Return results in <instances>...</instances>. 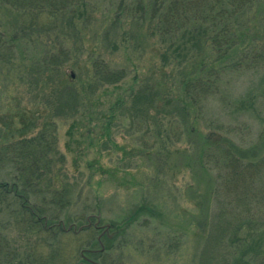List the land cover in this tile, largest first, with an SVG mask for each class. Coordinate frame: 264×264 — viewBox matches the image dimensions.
Instances as JSON below:
<instances>
[{
  "label": "rangeland",
  "instance_id": "374dc122",
  "mask_svg": "<svg viewBox=\"0 0 264 264\" xmlns=\"http://www.w3.org/2000/svg\"><path fill=\"white\" fill-rule=\"evenodd\" d=\"M151 2L88 0L79 22L61 20L45 37L42 16L24 22L20 11L0 0V146L36 137L50 125L63 157L62 165L49 169L50 179L37 182L2 164L0 156V182L7 180L11 192L14 180L19 186L0 202V264L81 263V256L100 249L98 231L91 239L85 219L100 223L98 239L108 235L100 240L106 248L111 233L123 229L94 264H198L219 185L208 173L195 182L184 156L202 138L226 137L246 159L264 161L263 72L243 61L240 69L232 66L214 83L213 97L182 115L180 105L190 102L181 82L190 78L192 65L165 55L166 45L151 32L155 23L143 19V5L148 10ZM260 4L240 19L249 22L252 39L263 35ZM51 55L61 58L58 69L50 65ZM94 59L123 71V79L115 85L94 80ZM137 94L153 104L138 106ZM25 204L45 212L55 227L44 232L21 209ZM139 207L144 214H135Z\"/></svg>",
  "mask_w": 264,
  "mask_h": 264
},
{
  "label": "trees",
  "instance_id": "16d2710c",
  "mask_svg": "<svg viewBox=\"0 0 264 264\" xmlns=\"http://www.w3.org/2000/svg\"><path fill=\"white\" fill-rule=\"evenodd\" d=\"M1 1L20 11L24 22H27L26 19L34 22L42 16L44 23L39 29L45 37L59 28L57 24L61 20L68 19L71 24L73 23L70 20H74L75 24L79 22L84 13L82 10H86L88 3V0ZM260 2L264 5V0H153L147 5L148 10L143 5V19L155 23L151 32L166 45L165 55H173L176 62L188 60L192 65L190 78L181 82L182 95L190 102L184 101L181 104L178 100L182 115H188L192 104H199L206 97H213V85L218 83L219 75L225 70H231L232 66L239 68L242 61L252 72L261 70L264 78V24L261 28L263 35L252 39L248 32L249 22L240 20L251 11L253 4ZM263 7L259 5V14L264 23V11L261 10ZM26 27L24 26L23 33ZM41 32L38 30L37 35H41ZM246 41L250 44L241 43ZM258 41L261 43L258 44ZM234 58L236 60L233 61ZM60 60L58 56L51 55L49 63L54 69H58L62 65ZM90 68L93 79L102 84L115 85L124 77L123 71L111 70L99 59L92 60ZM60 91L62 96L67 95L66 89ZM140 95L135 97L138 106L139 103L140 106L153 104V99L150 101ZM68 96L72 97L71 92ZM52 132V127L47 125L36 137L23 138L0 146L1 163L20 168V176H36L37 182L50 179L49 169L54 162L63 164V157L55 150ZM189 135L195 134L190 132ZM225 138L214 141L202 138L195 145L196 151L183 158L185 167L193 172L195 182L202 173H208L214 183L219 185L213 191L210 221L198 264H255L257 260L258 264H264V161L254 159L256 156L246 159L244 150L233 147ZM237 151L242 153V157ZM35 170H41V173L36 175ZM14 182L13 186L19 192L17 182ZM28 182L29 179L26 178L22 184L23 189L27 188ZM49 182L50 180L46 182V190L50 189ZM15 190L10 191L7 180L1 181L0 202L3 204L6 197L13 195ZM16 197L26 199L23 195L15 194L14 199ZM21 209L34 217L35 223L38 221L42 224L44 232L47 233L55 227L41 209L28 204ZM143 209L139 207L135 214H144ZM57 221L61 223L64 220ZM116 229L118 233H111L114 238L107 240V248L104 242L102 245L101 239H98V245L108 249L111 241L123 233V229ZM87 233L94 240L95 232ZM106 237L103 238L104 241Z\"/></svg>",
  "mask_w": 264,
  "mask_h": 264
},
{
  "label": "flooded vegetation",
  "instance_id": "af4514ba",
  "mask_svg": "<svg viewBox=\"0 0 264 264\" xmlns=\"http://www.w3.org/2000/svg\"><path fill=\"white\" fill-rule=\"evenodd\" d=\"M91 223H90V220L88 221L87 219H85V224L87 226V229L89 228V230H92L94 232L97 230L98 231V235H99L102 232L101 230H99L100 229V223H95V224H93V223L91 224ZM98 235L96 237V243H97V245H98ZM106 236H107V234L104 233L101 238L103 239ZM101 253H98V252L86 253L85 256L84 255L81 256V261L82 262L79 263V264H94V262H95L94 260H96L97 258H99V256L101 255ZM19 264H22V263H19Z\"/></svg>",
  "mask_w": 264,
  "mask_h": 264
},
{
  "label": "water",
  "instance_id": "95a60500",
  "mask_svg": "<svg viewBox=\"0 0 264 264\" xmlns=\"http://www.w3.org/2000/svg\"><path fill=\"white\" fill-rule=\"evenodd\" d=\"M106 229H108V225L105 226ZM81 229V228H80ZM103 249L102 245H100V249L97 250H91V252H100ZM96 264V263H95Z\"/></svg>",
  "mask_w": 264,
  "mask_h": 264
}]
</instances>
